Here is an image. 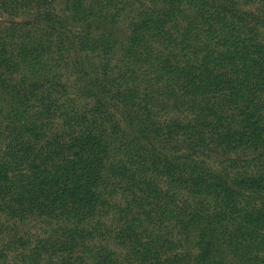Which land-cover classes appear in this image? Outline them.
<instances>
[{
    "label": "trees",
    "instance_id": "obj_1",
    "mask_svg": "<svg viewBox=\"0 0 264 264\" xmlns=\"http://www.w3.org/2000/svg\"><path fill=\"white\" fill-rule=\"evenodd\" d=\"M65 1L97 24L102 4L130 14V35L60 24L70 37H24L30 76L47 85L8 95L21 115L0 155V208L42 217L57 264H264V0ZM74 42L99 51L94 81L135 129L105 108L47 102L55 74L41 51L65 57Z\"/></svg>",
    "mask_w": 264,
    "mask_h": 264
},
{
    "label": "rangeland",
    "instance_id": "obj_2",
    "mask_svg": "<svg viewBox=\"0 0 264 264\" xmlns=\"http://www.w3.org/2000/svg\"><path fill=\"white\" fill-rule=\"evenodd\" d=\"M65 7V0H0V155L15 136L12 131L20 128L18 117L21 114L16 115L14 110H11L8 98V95L14 92L13 85L24 86L32 80L39 91L47 85L43 77L35 79L34 73L30 76L31 70L26 56L29 51L24 45L25 36L42 27L49 33L55 30L57 33L59 27L70 37L60 24L67 25L75 32L76 28H80V31H84L85 27L93 28L92 33L95 36L101 35L105 42L115 40L120 44L130 35V14H116L114 7L104 8V4L101 5L103 10L98 14L106 16V20L100 24H97L94 18L87 19L83 14L73 17L74 13ZM46 13L52 14L54 18H50ZM94 44L97 49V43ZM64 47L65 57H61L60 52L41 51L43 57L51 63V71L55 74L56 84L50 90V96L54 99L49 96L47 102L51 99L53 103L58 98L64 101L66 107L74 110L96 106L99 113L105 108L103 113L110 115L107 118L110 125L117 122L124 130L135 129L127 125L125 104L104 93L94 81L96 79L100 83V75L103 79L104 69H101L98 63L101 61V58H98L99 51L86 44L78 45L76 42ZM13 54H19V57ZM108 55L111 60L107 61V64L108 68H111L119 58V51L109 49ZM64 58L68 59V63L63 61ZM22 109L23 107L20 111ZM178 113L173 111L172 115H179ZM4 208H0V264H57V255L60 253L58 247L47 250L49 245L54 244L45 241L44 245L41 242L42 237L55 238V235L50 233V226L43 223L42 217L29 214L24 217L12 216ZM42 245L45 249L41 253L38 248Z\"/></svg>",
    "mask_w": 264,
    "mask_h": 264
}]
</instances>
